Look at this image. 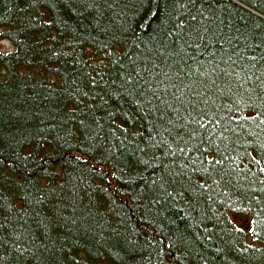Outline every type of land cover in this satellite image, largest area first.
Instances as JSON below:
<instances>
[{"label": "trees", "instance_id": "obj_1", "mask_svg": "<svg viewBox=\"0 0 264 264\" xmlns=\"http://www.w3.org/2000/svg\"><path fill=\"white\" fill-rule=\"evenodd\" d=\"M0 41V264H264V0H0Z\"/></svg>", "mask_w": 264, "mask_h": 264}, {"label": "rangeland", "instance_id": "obj_2", "mask_svg": "<svg viewBox=\"0 0 264 264\" xmlns=\"http://www.w3.org/2000/svg\"><path fill=\"white\" fill-rule=\"evenodd\" d=\"M13 48L11 44L7 41H0V52H10ZM90 55V54H89ZM232 222L239 228L243 229L246 234L249 233V219L246 217H240V216H233L231 217ZM248 242H250V239H247ZM101 264H107V263H101Z\"/></svg>", "mask_w": 264, "mask_h": 264}]
</instances>
